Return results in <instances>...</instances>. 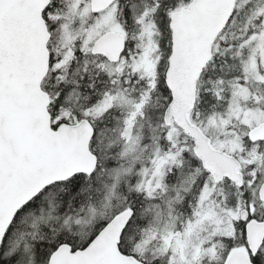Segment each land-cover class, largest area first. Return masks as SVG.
I'll list each match as a JSON object with an SVG mask.
<instances>
[{
    "label": "snow or ice",
    "instance_id": "6c2138e0",
    "mask_svg": "<svg viewBox=\"0 0 264 264\" xmlns=\"http://www.w3.org/2000/svg\"><path fill=\"white\" fill-rule=\"evenodd\" d=\"M0 264H264V0H0Z\"/></svg>",
    "mask_w": 264,
    "mask_h": 264
}]
</instances>
